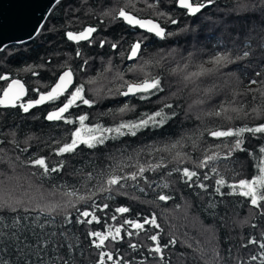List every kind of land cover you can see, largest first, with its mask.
I'll list each match as a JSON object with an SVG mask.
<instances>
[{
	"label": "snow or ice",
	"instance_id": "obj_1",
	"mask_svg": "<svg viewBox=\"0 0 264 264\" xmlns=\"http://www.w3.org/2000/svg\"><path fill=\"white\" fill-rule=\"evenodd\" d=\"M59 2L60 0H57V3ZM159 2L160 0H156V3ZM175 2L178 3L180 9L184 10V15L196 17L206 7L214 5L216 0H175ZM153 7L155 3L149 4V8ZM233 11L264 14V0H238ZM103 15L108 16L110 13L104 12ZM111 15L112 19L121 21L129 29L143 30L140 38L135 39L127 50L126 59L130 61L141 57L148 35L159 40H166L174 34L169 32L161 22L141 18L136 12L125 7L119 8ZM159 15L164 16L172 25L179 24L178 20L165 13H159ZM99 31L97 27L89 25L79 31H66L64 35L68 41L78 46L81 42L93 45L97 43L96 34ZM106 45L112 50L119 47L118 43L107 39L98 41L100 48ZM0 51L3 49L0 48ZM120 55L124 57L125 53H120ZM191 55L189 53V56ZM250 55V50H244L237 55L229 51L213 55L206 63L199 64L196 71L185 73L182 78L183 86L197 96L203 93L204 98L196 101L197 104L203 106L215 94L214 87L201 88L205 79L221 73L225 67L236 64L237 61L248 58ZM75 56L83 61L79 70L85 71L88 59L84 58L80 47L76 48ZM61 69L49 90L41 91L36 88L34 91L38 98L28 100H25L28 88L24 82L11 78L9 75L0 74V81L7 82V87L0 90V108L16 109L27 114L39 106L55 104L56 106L47 113L44 119L56 124L62 122L73 126L66 140L53 141L57 147L52 151L57 157H74L82 153L87 156L103 149L110 142L124 144L126 138H136L148 131L164 128L175 122L180 115L175 111L172 103L160 97L166 87L163 75L149 74L129 81L125 79V72L117 71L115 79L119 80L120 84L114 91L115 95L148 102H152V98L157 97L162 106L151 113L145 112L139 114L137 119L127 121L117 120L116 117L118 114L135 111V105L129 106L130 100L115 111L100 112L95 123H89L88 113L73 117V109H79L82 106L93 109L100 103V99L96 96L90 98L85 84L76 83V74L70 65H62ZM108 70L111 71V66ZM127 71L136 72L137 70L130 65ZM33 75H38V73L34 72ZM254 75L260 79H250L244 92H234L231 100L224 101L218 107L204 112L206 117L223 121V123L214 129L203 127L199 131L201 139L206 135L213 141L207 151L199 157L193 158L187 153H177L173 158L175 166L171 168L163 158L155 164L146 163V165L137 160L134 165L135 170L128 173L123 171L119 163L114 166L109 165L106 173L101 171L97 174L102 179L93 185L95 191H90L88 195H80L75 187L68 190L66 184L53 185V188L49 190L50 196H60V199L55 201L48 200L43 192L39 199L29 195L28 192L21 195L0 194V264H78L77 252L81 241L75 230L77 225H101L103 228V230H89L84 233L89 246L97 252L96 264H148V257L136 258V255H142L140 249L143 248H146L148 255L157 264H170L166 258V250L175 248L178 243H184V241H180L175 235H170L166 242H162L164 228L158 222L155 212L150 216L140 217L137 214V218H129L127 214L133 211L130 206L121 204L113 209L108 202L114 200L116 196L139 201L140 197L130 195L128 189L142 195H148L151 191L155 194L153 203H167L174 200L175 196L172 192L165 191L171 189L172 184L168 180L158 182L154 178L150 179L146 175L149 172L161 173L167 170L164 174L168 177L175 174L177 182L189 190L188 195L200 202L203 211L210 217L223 219L217 210L221 209L226 212L227 209L222 208L225 198L235 196L246 201L250 215L255 212L264 218V69L255 71ZM87 83H93V81L89 80ZM251 85H257V87L253 88ZM256 93H259V97ZM109 94H113L112 89H109ZM172 95L175 96L176 93L173 92ZM241 96H251L257 101L256 106L247 108L239 100ZM190 112L191 105L185 111L184 117L189 118ZM104 116H111L113 124L101 123L100 118ZM195 119L199 121L201 116H196ZM11 137L7 140L0 139V165H4V169L8 172L15 174L17 162H19L25 167L35 169L31 176L44 181L53 179V174L59 175L65 170L64 159L51 164L47 156H39L35 153L23 160L19 154L15 157L9 156L8 145H11L14 151L18 150L19 153H28L30 146L26 140V146L21 148L15 138V132L11 133ZM253 141L259 145L258 148L249 147ZM179 143L180 141H177L171 147H176ZM193 146H197L195 140H193ZM171 147L163 150L171 151ZM120 150L123 151V149ZM156 150L161 151V149ZM240 153L246 154L254 161L255 172L250 176L236 179L235 177L240 175L236 171V165L240 163ZM240 167L242 170L243 165L241 164ZM4 169H0V177L6 175ZM75 171L79 172V169ZM228 173L234 174L231 179L228 178ZM85 178L91 182L94 179L93 173L87 172ZM2 183L3 181H0V184ZM31 186L30 184L29 187ZM42 188L43 184L37 186L38 191ZM98 195H103L104 202H97ZM68 209H73L75 215ZM109 211L112 212L110 217L107 216ZM100 214H104L103 219ZM109 220L115 223H110ZM251 227L256 228L257 225L252 223ZM142 234L144 239L151 242V245L135 241L134 238L141 237ZM260 235V239L253 236L248 238L246 243L241 244V247L245 249L249 245H255L258 252L250 254L247 260L237 257L235 264H255L257 261L259 264H264V231ZM125 244V250H130L127 258L121 252V246ZM187 246L192 247L191 244ZM210 251L211 260L207 259L208 252L205 249L199 246L194 249L193 264H199L201 260L204 264H220L223 257L219 250L213 247ZM230 251L229 249V253ZM196 253L199 255L197 256ZM183 255L181 253L182 257Z\"/></svg>",
	"mask_w": 264,
	"mask_h": 264
},
{
	"label": "trees",
	"instance_id": "obj_2",
	"mask_svg": "<svg viewBox=\"0 0 264 264\" xmlns=\"http://www.w3.org/2000/svg\"><path fill=\"white\" fill-rule=\"evenodd\" d=\"M111 1L63 0L53 9L40 34L34 40L24 45L11 46L0 53V74L22 80L28 86L27 99H34L37 97L34 89L39 88L42 91L47 83L51 84L55 81L57 74L62 70V65L75 64L77 73L83 74H87L91 68L89 75H91L93 83H91L89 97L96 96L100 99V103L93 109L82 106L72 110L73 117L88 113L89 123H95L100 112L115 111L123 107L124 103L129 100L131 101L129 106L135 105V111L118 114L117 120H134L138 118L139 114L157 110L162 106L157 97H153L152 102H148L114 94L120 84V81L115 79L117 71L125 72V79L129 81L140 79L141 75H139L138 69L134 72L135 74H132L131 71H127L129 66H126L125 63L121 65L115 60V55L121 49L120 38L127 37L125 31L127 27L121 21L112 19L111 15L107 17L103 15L104 12L111 14L116 11L118 4L111 3ZM140 1L148 5V10L136 13L137 15L141 18L157 20L166 26L169 32L174 33L166 40L150 36L146 41L142 56L145 57L147 63L152 64L149 68L153 70L154 75H163L166 87L160 97L166 98V102L174 105L175 111L180 114L177 120L156 131H148L136 138H126L124 144L110 142L103 149L87 156L82 153L74 157H57L52 151L57 147L53 141L63 142L66 140L70 136L73 126L45 120L43 108L33 109L27 114L16 109L0 108V139H11V133L15 132V138L21 148L26 146V140L30 145L28 153H19L18 150L14 151L12 146L8 145L9 156L15 157L19 154L23 160L35 153L39 156H47L51 164L64 159L66 165L62 173L53 174V179L44 181L31 176L35 169L25 167L19 162H17L15 174L4 169V165H0V169H4L6 172L5 176L0 177V181H3L0 184V194L21 195L28 192L29 195L39 199L43 192L48 200L55 201L60 199V196H50L49 190L53 188V185L66 184L68 190L75 187L79 190L80 195H88L90 191H95L93 185L102 179L97 174L101 171L106 173L109 165L114 166L119 163L123 167V171L128 173L135 170L134 165L137 160L146 165V163L155 164L163 158L171 168L175 166L173 158L177 153H187L193 158L199 157L213 143L212 138L206 135L201 139L199 131L203 127L214 129L223 123V121L206 117L204 112L218 107L224 101L231 100L234 92H244L250 79H260L254 73L264 69V47H262L264 46V14L233 11L238 0H216L214 5L206 7L196 17L184 15V11L178 8L175 0H160L159 3H156V0ZM154 3L155 7L149 8V4ZM167 11L170 12L168 15L179 21L178 25L168 23L164 16L159 15V13L167 14ZM91 24L100 29L97 33L100 39L118 43L119 47L116 50H112L107 45L100 48L99 40L93 46L87 43H81L78 46L66 39L64 33L67 30H79V28ZM77 47H80L84 58L88 59L85 71L79 70L83 61L75 56ZM244 50L251 51L248 58L239 60L236 64H230L222 69L221 73L205 79L201 88L214 87L215 94L203 106L197 104L198 99L204 98L203 93L197 96L184 88L182 78L185 73L196 71L199 64L206 63L213 55L220 54L222 51H229L233 55H237ZM189 53L192 55L189 56ZM111 65L113 67L109 71ZM113 68H115V72ZM34 72L38 75H33ZM5 87H7V82L0 81V90ZM251 87L256 88L257 85H251ZM109 89L113 90V94H109ZM173 92L176 93L175 96L172 95ZM256 96L259 97V93H256ZM239 100L249 109L257 104V101L253 100L251 96H241ZM190 105L189 118H185L184 113ZM196 116H201V120H196ZM100 122L111 125L113 118L104 116L100 118ZM181 137H185V139L182 140ZM193 140L196 141V147L193 146ZM177 141L180 143L176 147H171ZM170 147L171 151L163 150ZM249 147L258 148L259 145L253 141ZM156 149H161V151ZM239 161L236 171L240 175L236 176V179L250 176L255 172L254 161L246 154L240 153ZM241 164L243 165L242 170ZM76 169H79V172H76ZM89 171L93 173L94 177L91 182L85 178ZM166 171L164 170V172ZM164 172H149L146 175L158 182L168 180L172 184V188L165 191H171L175 196L174 200L167 203H153L155 194L151 191L148 195H142L128 189L130 195L140 197L139 201L116 196L114 200L108 202L113 209L121 204L130 206L133 211L127 214L129 218H137V214L140 217L150 216L155 212L158 222L164 228L162 242H166L170 235H175L180 241H184V243H178L175 248L166 250V258L170 264H193L194 249L198 246L208 252L207 259L209 260L212 256L210 249L216 247L223 257L220 264H235L237 257L247 260L250 254L258 252L255 245H249L246 249L241 247V244L246 243L250 237L254 236L260 239V233L264 231V218L255 212L250 215L249 205L243 198L235 196L225 198L222 208L227 211L217 210L223 219L213 218L203 211L200 202L188 195L189 190L177 182L175 174L168 177ZM233 175V173L227 174L229 179ZM30 184L31 187H29ZM40 184H43V188L38 191L37 186ZM96 200L104 202L103 195H98ZM177 205L180 206L177 207ZM80 207L84 206L80 205ZM68 211H72L75 215L73 209H68ZM100 215L103 219L104 214ZM111 215L112 212L109 211L107 216ZM109 222L115 223L110 220ZM252 223H255L257 227L252 228ZM75 230L81 241L77 252L78 264H96L97 252L89 246V241L84 233L89 230H103L102 226L77 225ZM134 239L145 245H151L150 241L144 239L143 234ZM188 244H191L192 247L189 248ZM125 249L126 244L121 246V252L127 258L130 250ZM140 253L142 255H133H136L137 259L148 257V264H157L148 255L146 248L140 249ZM181 253L184 254L183 257ZM196 255L199 254L196 253ZM199 264H204V261H199ZM255 264H259V261Z\"/></svg>",
	"mask_w": 264,
	"mask_h": 264
},
{
	"label": "water",
	"instance_id": "obj_3",
	"mask_svg": "<svg viewBox=\"0 0 264 264\" xmlns=\"http://www.w3.org/2000/svg\"><path fill=\"white\" fill-rule=\"evenodd\" d=\"M59 3L57 0H0V48L4 51L34 40ZM134 61L127 60V63Z\"/></svg>",
	"mask_w": 264,
	"mask_h": 264
},
{
	"label": "rangeland",
	"instance_id": "obj_4",
	"mask_svg": "<svg viewBox=\"0 0 264 264\" xmlns=\"http://www.w3.org/2000/svg\"><path fill=\"white\" fill-rule=\"evenodd\" d=\"M112 2H114V4H118V6H117V9H116V11L119 9V8H121V7H125L126 9H128V10H131V11H134V12H136V13H141V12H143V10H148V5H146L144 2H141L140 0H112L111 1V3ZM115 12V11H114ZM168 13H167V16H170V15H168V14H170V12L169 11H167ZM111 13H113V12H111ZM111 15V14H110ZM109 15V16H110ZM107 17V16H106ZM110 17H112V15L110 16ZM171 17V16H170ZM172 18V17H171ZM164 19H166L165 17H164ZM85 27V26H84ZM83 28V27H82ZM82 28H79V30H81ZM140 35L141 34H139V35H136L135 37H133V41L135 40V39H139L140 38ZM121 40L119 41V44H120V47H121V49H120V51L115 55V60L117 61V62H119L121 65L125 62V60H124V57H121V55H120V53H125L124 51H125V49L127 48V45L126 44H124V40H125V37L123 36V37H121L120 38ZM148 39H149V37H148ZM147 39V40H148ZM98 40H100V39H98ZM184 51V50H183ZM182 51V52H183ZM125 55H126V53H125ZM142 56V53H141V57L140 58H138L134 63H128V64H125L126 66H133L135 69H138L139 70V75H141V77L140 78H143V76L144 75H154V72H153V70H150L151 68H149V67H151L150 65H152V64H150V63H147L146 61H145V57H143ZM69 65H71V64H69ZM111 67H113V65H111ZM113 71L115 72V68H113ZM90 72H91V68H89V72L87 73V74H83V73H77L78 74V78H77V81H78V83H84L85 84V88H86V90H87V94L88 95H90L91 94V83H87V81H89V80H91L92 78H91V75H89L90 74ZM132 74H135L134 72H132ZM89 75V76H88ZM112 76H114L113 74H111Z\"/></svg>",
	"mask_w": 264,
	"mask_h": 264
},
{
	"label": "flooded vegetation",
	"instance_id": "obj_5",
	"mask_svg": "<svg viewBox=\"0 0 264 264\" xmlns=\"http://www.w3.org/2000/svg\"><path fill=\"white\" fill-rule=\"evenodd\" d=\"M92 25V24H91ZM86 26H89V25H86ZM85 26V27H86ZM92 26H94V25H92ZM96 27V26H95ZM127 27V26H126ZM67 31H69V30H67ZM71 31H79V30H71ZM126 32H127V37H125V40H124V44H126L127 45V48L125 49V53L127 54V50H128V48H129V46H130V44L133 42V37H135L136 35H139V34H142V32L141 31H137V30H134V29H129L128 27H127V29L125 30ZM148 35V34H147ZM151 35H148V37H150ZM96 39H97V41H98V39H100L99 37H98V35L96 34ZM71 42V41H70ZM72 43H74V42H72ZM81 43H86V42H81ZM94 45V44H93ZM93 45H91V46H93ZM124 60H125V64H128L127 63V59H126V55H125V57H124ZM134 63V62H133ZM72 68H73V70H74V72H75V74H76V83H78V81H77V78H78V74H77V71H76V69H77V66L75 65V64H72V65H70ZM60 72V71H59ZM59 75V73L57 74V76ZM56 79H57V77L55 78V81H56ZM22 81V80H21ZM55 81H53L51 84L50 83H47V85L43 88V90L42 91H47V90H49V87L51 86V85H53L54 84V82ZM27 86V85H26ZM27 88H28V86H27ZM38 97V96H37ZM36 97V98H37ZM36 98H34V99H36ZM25 100H28V99H25ZM56 105L55 104H45V105H43V106H41V107H38V108H43L44 109V112H45V116L47 115V113L49 112V111H51L54 107H55ZM36 109V108H35Z\"/></svg>",
	"mask_w": 264,
	"mask_h": 264
},
{
	"label": "bare ground",
	"instance_id": "obj_6",
	"mask_svg": "<svg viewBox=\"0 0 264 264\" xmlns=\"http://www.w3.org/2000/svg\"><path fill=\"white\" fill-rule=\"evenodd\" d=\"M61 2H62V1H61ZM176 4H177V3H176ZM177 6H178V4H177ZM178 8H179V7H178ZM179 9H180V8H179ZM180 10L184 11L183 9H180ZM141 32H143V31H141ZM145 34H146V33H145ZM23 45H24V44H23ZM10 47H11V46H10ZM8 48H9V47H8ZM6 49H7V48H6ZM6 49H5V50H6ZM5 50H4V51H5ZM2 52H3V51H2ZM135 61H136V60H135ZM135 61H134V62H135ZM131 63H133V62H131Z\"/></svg>",
	"mask_w": 264,
	"mask_h": 264
}]
</instances>
